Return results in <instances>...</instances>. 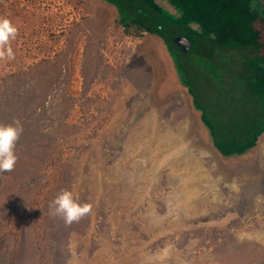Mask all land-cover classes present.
Wrapping results in <instances>:
<instances>
[{
  "label": "rangeland",
  "instance_id": "374dc122",
  "mask_svg": "<svg viewBox=\"0 0 264 264\" xmlns=\"http://www.w3.org/2000/svg\"><path fill=\"white\" fill-rule=\"evenodd\" d=\"M117 1L192 48L169 43L170 55L162 36L127 32L109 0H0L18 29L14 58L0 57V124L23 125L0 173L14 264H264V133L223 157L187 89L223 113L221 133L249 140L245 128L264 126L259 54L191 27L181 0ZM63 190L91 211L70 224L52 214Z\"/></svg>",
  "mask_w": 264,
  "mask_h": 264
},
{
  "label": "trees",
  "instance_id": "16d2710c",
  "mask_svg": "<svg viewBox=\"0 0 264 264\" xmlns=\"http://www.w3.org/2000/svg\"><path fill=\"white\" fill-rule=\"evenodd\" d=\"M118 5L119 20L127 32L142 34L149 32L162 36L165 33V26L161 23L158 25L148 24L135 16L124 18L125 5L117 0H109ZM148 1L156 10H163V7L157 0H140ZM176 1V0H175ZM185 7V14L189 17L182 18L191 27H197V30H203L205 35L210 38H216L224 45L243 43L253 45L256 53L259 54L258 60L249 61L253 67L254 77L253 84L261 87L264 93V1L263 0H181ZM141 13L143 14L142 10ZM177 15V14H176ZM175 35V34H174ZM179 35L173 36L176 37ZM163 37V36H162ZM188 37V36H187ZM164 38V37H163ZM189 38V37H188ZM247 38V40H245ZM167 52L172 55L170 44L175 42L171 38H164ZM191 39V38H189ZM173 41V42H172ZM192 41V39H191ZM177 45V44H175ZM193 45V42H192ZM178 46V45H177ZM192 48V47H191ZM182 49V48H181ZM183 51V50H182ZM190 51V50H189ZM175 63V64H174ZM173 63L175 75L181 74V81H187V77L180 62ZM248 63V65H249ZM176 75V76H177ZM189 83V79L187 81ZM187 88V87H186ZM192 95L193 104L196 110L200 112L201 120L206 128L207 136L212 145L225 158L231 159L236 157H245L257 145L259 137L264 133V126L249 132L246 129L249 140L242 141L236 138L234 133L223 134L220 130L223 127V113L212 119L207 108L202 104L197 94L191 86L187 88ZM4 234H0V264H14L13 251H9L8 243L5 241Z\"/></svg>",
  "mask_w": 264,
  "mask_h": 264
},
{
  "label": "clouds",
  "instance_id": "9594fccd",
  "mask_svg": "<svg viewBox=\"0 0 264 264\" xmlns=\"http://www.w3.org/2000/svg\"><path fill=\"white\" fill-rule=\"evenodd\" d=\"M16 25L8 18L0 17V57L11 60L15 53L10 41L17 35ZM23 132L19 120L8 124H0V173L13 170L18 159L15 151L16 143ZM91 204L81 203L71 190L61 191L49 204L52 214L59 215L66 224L78 221L91 211Z\"/></svg>",
  "mask_w": 264,
  "mask_h": 264
},
{
  "label": "water",
  "instance_id": "95a60500",
  "mask_svg": "<svg viewBox=\"0 0 264 264\" xmlns=\"http://www.w3.org/2000/svg\"><path fill=\"white\" fill-rule=\"evenodd\" d=\"M173 41L175 42V44L180 46L182 50L185 52L189 51L192 47L191 39H189L187 36H184V35H179V36L174 37Z\"/></svg>",
  "mask_w": 264,
  "mask_h": 264
}]
</instances>
